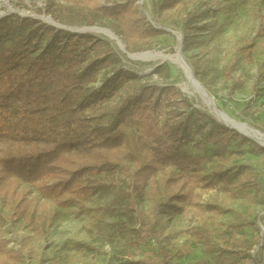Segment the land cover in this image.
I'll list each match as a JSON object with an SVG mask.
<instances>
[{
	"label": "trees",
	"instance_id": "1",
	"mask_svg": "<svg viewBox=\"0 0 264 264\" xmlns=\"http://www.w3.org/2000/svg\"><path fill=\"white\" fill-rule=\"evenodd\" d=\"M59 1L64 4L58 14L49 10L54 20L85 25L115 20L128 45L163 33L139 11L138 0ZM180 2L157 0L149 12L159 14ZM118 62L110 42L91 32L59 29L17 13L0 21V196L15 197L18 180L45 182L59 197H81L88 192L86 175L117 170L130 179L133 191L148 185L158 189L156 177L166 172L161 179L165 199L148 213H136L156 247L145 242L143 256L133 264H175L156 228L159 217L179 213L198 188L258 191V176L234 162L245 144L258 145L191 107L174 86L141 83L133 72L117 68ZM226 71L233 82L231 67ZM100 75H105L100 86L87 92ZM122 89L123 97L109 104ZM120 210L133 212V201ZM203 232L207 230H195L194 239ZM238 239L239 251L260 264L251 253L258 240Z\"/></svg>",
	"mask_w": 264,
	"mask_h": 264
},
{
	"label": "rangeland",
	"instance_id": "2",
	"mask_svg": "<svg viewBox=\"0 0 264 264\" xmlns=\"http://www.w3.org/2000/svg\"><path fill=\"white\" fill-rule=\"evenodd\" d=\"M115 1L101 0L106 4ZM140 1L151 24L163 30L145 43L128 45L115 20L103 18L92 25L113 30L129 53L156 50L175 54L180 46L181 56L193 76L208 88L216 107L235 120L249 123L264 136V76L260 74L264 68V29H259L264 24V0H181L159 14L149 12L157 0ZM62 4L59 0H0V21L14 14L9 7L40 17L50 15L49 10L58 14ZM56 21L75 28L85 25L81 21ZM93 34L110 42L119 58L117 68L133 72L141 83L159 89L174 86L191 107L220 123L203 96L187 85L180 66L130 59L109 39ZM104 77L100 75L86 91L100 86ZM124 92L122 89L112 96L109 104L120 100ZM256 144H245L234 162L251 168L258 176V191L221 185L198 188L193 201L179 213L159 217L156 228L162 244L175 255V264H257L239 251V237L258 240L251 253L264 264V146ZM165 175L162 172L156 177L158 189L148 185L133 191L130 179L120 170L88 174L84 180L88 192L81 197L56 196L45 188V182L15 181L17 195L0 196V264H133L143 256L145 242L156 247V240L148 236L147 226L136 213H148L156 201L165 199L161 181ZM129 200L134 210L124 213L120 208ZM238 222L246 225L242 229L232 227ZM251 222L261 231L257 232ZM195 230L209 233L194 239Z\"/></svg>",
	"mask_w": 264,
	"mask_h": 264
},
{
	"label": "bare ground",
	"instance_id": "3",
	"mask_svg": "<svg viewBox=\"0 0 264 264\" xmlns=\"http://www.w3.org/2000/svg\"><path fill=\"white\" fill-rule=\"evenodd\" d=\"M43 20L46 22H51L50 19L47 17H43ZM85 29L88 30L89 32L103 35L104 37L109 39L115 46H117L118 49H120L121 51H123L125 53V51L123 50V49H126L125 44L122 42L120 37L113 30L106 28V27L98 26V25H95L94 27H91V28H85ZM128 57L130 59L139 60V61H143V62H161V61L164 62V61H168V62H171L174 64L178 63V65L179 64L183 65V63H182V61L179 58L177 53L166 54L165 52H162V51L147 50V51H142V52H139L136 54H130V56H128ZM183 68H184L185 74L187 76V85L191 86L192 89L196 93H199L200 95H202L205 102L207 103V105L209 104L210 107L213 109V104L206 99L207 94L202 90V88L199 85H197L193 81L192 76L190 75L189 68L187 66H184V65H183ZM212 111L215 113L217 118H219V119L223 118L225 121H228L232 125L237 127L241 132H243L247 136V138H250L252 140L255 139L261 143H264L263 134L257 128L251 126L249 123L238 121L235 119H233L234 121H230L225 116L221 115L220 113H217L215 111V109H213Z\"/></svg>",
	"mask_w": 264,
	"mask_h": 264
},
{
	"label": "water",
	"instance_id": "4",
	"mask_svg": "<svg viewBox=\"0 0 264 264\" xmlns=\"http://www.w3.org/2000/svg\"><path fill=\"white\" fill-rule=\"evenodd\" d=\"M137 4L139 5V11L142 12V13L145 15L146 19H147L149 22H151L150 19H149L148 13H147L146 10L141 6L142 3H141L140 0L137 1ZM9 9H10V12L17 13V14L20 15V16L33 17V18H40V19H42V20H43V17H47V18H49L50 21H51V22H47L48 24H51L52 26H54V27H56V28L64 29V30L71 31V32H89V31L86 30L85 28H91V27H94V26H95V25H84V26H82V27L75 28V27H71V26L63 25V24H61L60 22H57L56 20H54V19L52 18L51 15H45V16H40V17H38V16H36V15H32V14H27V13L19 12L18 10L12 9V8H10V7H9ZM43 21H44V20H43ZM45 22H46V21H45ZM91 33H92V32H91ZM177 38L179 39V41H181V35H180V34L177 36ZM123 50L125 51V53H126L128 56H130V54H136V53H139V52L129 53L126 49H123ZM176 53L178 54L179 58L181 59L183 65H184V66H187V67L189 68V66L187 65V63L185 62V60L183 59V57L181 56V47H180V46H179V49L177 50ZM161 63H163V61H161L159 64H161ZM159 64H157V65H159ZM175 64H176V63H175ZM176 65H178V63H177ZM183 65H180V64H179L178 66H180V67L184 70ZM189 70H190V68H189ZM184 72H185V70H184ZM185 75H186V74H185ZM190 75L192 76L193 81H194L197 85H199V86L202 88V90L207 94V95H206V96H207L206 99H207L208 101H210V102L213 104V109H215V111H216L217 113H220L221 115H223V116H225L226 118H228V120H230V121H234L233 118L229 117L227 114H225L224 112H222L221 110H219V109L216 107L215 102H214V99L209 95L207 89H206V88H205V87H204V86H203V85H202V84H201V83H200V82H199V81L193 76V73L191 72V70H190ZM186 77H187V76H186ZM208 106H209V109H210L211 114H212L214 117H216L215 113L212 111L213 109L210 107L209 104H208ZM216 118H217V117H216ZM217 119L220 121V123L225 124V125L229 126L230 128H233V129L237 130V131H238L239 133H241L243 136L247 137L243 132H241L237 127H235L234 125H232L230 122L225 121L223 118H220V119L217 118ZM254 141H255L256 143L260 144L261 146L264 145V143H261V142L255 140V139H254Z\"/></svg>",
	"mask_w": 264,
	"mask_h": 264
}]
</instances>
